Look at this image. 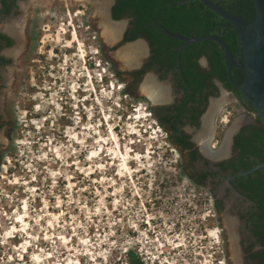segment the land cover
Returning <instances> with one entry per match:
<instances>
[{
  "label": "rangeland",
  "instance_id": "1",
  "mask_svg": "<svg viewBox=\"0 0 264 264\" xmlns=\"http://www.w3.org/2000/svg\"><path fill=\"white\" fill-rule=\"evenodd\" d=\"M71 14L74 21L59 23L54 33L43 30L45 36L39 49L48 57L30 63L16 92L8 84L0 95L9 101V124L4 129L11 146V151L3 154L2 164L17 170V192L21 193L28 187L26 182L33 180V188L28 189L39 199L33 212L46 220V230L54 225L61 239L67 245L71 242L69 264H127L125 250L130 247L144 253L147 262V215H151L149 206L155 201H161V208L153 209L151 216L163 222L166 236L160 240L168 242L164 250L179 242L198 248L197 223L216 218L212 216L213 196L207 189L195 187L185 174L182 156L167 141L166 131L159 127V138H155L147 128L142 129L143 120L138 122L129 114L134 105H141L143 111L149 108L142 90L145 77L138 90L127 92L129 96L125 98L119 94L121 80L112 77L111 83L112 79L106 77L103 84L98 82V70L91 68L94 63L86 70L82 58L83 53L92 56L91 62L100 58L111 72L119 69L120 76L126 77L129 69L122 56L138 41L120 43L108 55L98 33L87 26L92 25L90 19L82 18L76 10ZM63 15L64 21L68 19L67 14ZM121 21L126 27V20ZM57 38L75 47L68 52L59 45L62 54L51 53L49 49L61 42ZM96 51L101 53L95 55ZM50 56H61L60 65L52 66L55 62ZM145 57L144 53L139 57L137 66ZM88 71L92 78L87 77ZM233 108L230 110L235 116H248L239 105ZM225 113L229 115L226 107L222 116ZM213 223L214 233L209 238L212 245H218L216 219ZM174 227L180 229L175 231Z\"/></svg>",
  "mask_w": 264,
  "mask_h": 264
},
{
  "label": "flooded vegetation",
  "instance_id": "2",
  "mask_svg": "<svg viewBox=\"0 0 264 264\" xmlns=\"http://www.w3.org/2000/svg\"><path fill=\"white\" fill-rule=\"evenodd\" d=\"M114 4L115 0L112 2L111 10ZM75 10L82 14V18L90 19L92 25L86 21L85 23L98 33L100 44L108 50V55L115 51L120 43H125L127 30L133 32L134 27L129 17L118 19L126 20V27H123V33V29L121 31L122 37L120 34L119 40L109 46L103 40L100 17L95 15L96 9L92 4L76 0H0V95L8 84L12 85L11 90L16 92L21 86L22 76H26L24 70L30 63L48 57L39 49V42H43L45 36L43 30L54 33L61 23L66 25L74 21L71 11ZM63 14H67L68 19L65 21ZM73 14L77 16L76 13ZM60 28L65 32L63 26ZM66 39L68 42L71 41L69 38ZM57 41L60 42V38H57ZM135 41H142L147 45V50L144 45L143 53L146 57L143 63L140 66L136 63L135 66L128 67L126 77L115 74L119 69H112V73L119 81L121 80L118 84H122L128 92L137 91L142 79L144 77L147 79L148 76H151L157 85L168 86L167 100L153 103L147 95L144 96L148 101L147 108L149 107L150 112L161 118V124L157 123L166 131V136L170 137L175 148L180 152L182 162L185 164V174L195 187L205 188L213 196L212 216L216 217L212 218V222L197 223L195 230L200 237L197 241L199 249L196 247V249L190 247L174 249L175 245L182 243L169 244L170 247L163 250L160 263L147 261V264H168L169 259L175 260V264H264L263 209L260 207V202L250 196L252 192L249 190L258 183L261 172L257 169L252 173L239 175L258 164L254 152L259 150L254 143L253 145L251 143L254 125L258 122V113L252 110L253 107L243 94V97H239L237 87L229 80L228 75L226 79L214 73L207 54L198 57L189 56L184 60L187 61L184 66L181 56L180 70L177 56L176 65L170 64L172 60L167 54L161 55L160 59H154V51L146 38L139 37L128 42ZM67 44L61 41L49 51L51 50V53L56 51L57 55L62 54L59 48V45H62L65 51L71 52V48L75 46L69 47ZM48 45L50 43L46 46ZM115 57L112 58L115 60ZM50 58L55 63L50 62L48 65L52 64L56 67L60 65L61 56H50ZM189 67H192L191 70H187ZM244 78L245 75L242 81ZM233 79L239 82L234 77ZM220 99H224L225 102L219 110L214 111L213 106ZM246 102L249 106L245 104ZM237 105L245 110L248 116H235L230 109L234 106L235 110ZM8 106L7 96H0L2 110L0 131L9 124ZM224 107L229 112V115L224 114L225 117L222 116ZM236 120L238 122L234 125ZM227 135L229 137L226 141V152L218 156V153L223 151ZM208 138L210 145H206ZM8 142V131L5 128L3 134H0V264H69L67 259L70 255L71 242L67 245L57 234L59 230L54 225L52 229L46 230V220L39 218V215L33 212L34 207L39 204L38 197L34 198V194L28 189V187L33 188L30 184L33 180L29 179L26 182L28 187L22 188L21 193L17 192L18 187L15 186L17 181H14L17 170L2 164L5 160L3 154L11 151ZM245 144H248L252 150H244ZM13 185L15 187H10ZM6 187H9V190ZM158 207L161 208V201H155L149 206L151 215L153 209L157 210ZM153 218L156 216L154 215ZM215 219L219 227L218 245L214 243L212 245L209 238L214 233L211 227ZM162 223L152 219L148 228V250L151 253L156 248L155 237L166 236ZM173 229L176 231L180 227ZM67 233L65 232L64 235L66 236Z\"/></svg>",
  "mask_w": 264,
  "mask_h": 264
},
{
  "label": "trees",
  "instance_id": "3",
  "mask_svg": "<svg viewBox=\"0 0 264 264\" xmlns=\"http://www.w3.org/2000/svg\"><path fill=\"white\" fill-rule=\"evenodd\" d=\"M182 1L184 0H115L111 15L115 20L126 17L130 18V22L134 27L133 32L130 33V30H127L124 41H133L139 37L146 38L154 51V59H160L161 55L167 54L169 59L172 60L170 64L176 65L178 47L184 44V41L178 37L166 34L165 30H169L187 37L207 34L220 35L237 55L241 63H243L239 34L234 24L207 7L200 0H191L187 3H182ZM215 1L220 2L226 9L241 16L248 22L254 18L255 4L253 0ZM128 34L131 35L129 36ZM202 54L208 55L214 73L222 75V77L227 79V58L224 50L215 41H203L187 47L182 52V65L187 64V61L184 60L188 59L189 56L198 57ZM191 68L189 67L187 70H191ZM121 73L122 71L115 72L116 75ZM232 74L237 81L241 82L245 71L239 69V67H234ZM231 87L233 86L231 85ZM236 90L238 91L239 97H243L241 91L237 88ZM126 91L127 89L123 90V92ZM132 92L129 91V94H132ZM245 104L249 106V103L246 102ZM252 110L254 109L252 108ZM154 117L161 124V118L157 115H154ZM166 139L174 145L169 136ZM251 143L252 145L254 143L256 149L259 150L254 152V156L258 158V163L263 162L264 119L260 116H258L257 124L254 125ZM243 149L247 151L252 150L248 144H245ZM247 167L249 168L251 166ZM259 170L261 172V178L253 186V189L249 188V190L252 192L250 196L260 202V207L263 209L262 214H264V168ZM127 256L129 262L132 264H144L135 248H130Z\"/></svg>",
  "mask_w": 264,
  "mask_h": 264
},
{
  "label": "water",
  "instance_id": "4",
  "mask_svg": "<svg viewBox=\"0 0 264 264\" xmlns=\"http://www.w3.org/2000/svg\"><path fill=\"white\" fill-rule=\"evenodd\" d=\"M189 1L191 0H184L182 3H187ZM200 1L234 24L239 34V41L243 54V64L220 35L207 34L187 37L180 35L179 33L165 30L166 34L178 37L184 41V44L178 47L177 65L179 69L181 70L182 52L188 46L208 40L217 42L224 50L227 58L226 69L229 80L241 91L258 115L264 119V0H253L255 4V15L250 22L226 9L218 1ZM112 2L108 5L109 18L113 21H121L115 20L111 16ZM234 66L245 71V78L241 83L236 82L232 77V68ZM260 168H264V161L239 175L249 174Z\"/></svg>",
  "mask_w": 264,
  "mask_h": 264
},
{
  "label": "bare ground",
  "instance_id": "5",
  "mask_svg": "<svg viewBox=\"0 0 264 264\" xmlns=\"http://www.w3.org/2000/svg\"><path fill=\"white\" fill-rule=\"evenodd\" d=\"M76 1L86 2L94 5L96 9L95 15L99 16L101 19L100 21L102 28L101 35L104 38L103 40L105 41V43H107L110 46L115 44L120 38L121 31L124 27V22L123 23L122 21L113 22V20L109 18L108 5L110 4V0H76ZM144 45L145 44L142 42H136L126 48L122 56L124 58L123 64L126 67L135 66L136 63L139 62L138 58L143 53V50L145 48ZM142 90L153 101V103L162 102L163 100L165 99L167 100L169 98L168 86L162 84L157 85L151 76H148L146 81L142 84ZM224 102H225L224 99H220L217 103H215L213 106L214 111L219 110L223 106ZM237 122L238 120L234 122L235 123L234 125H236ZM228 137L229 135H227L226 140L224 141L225 143L223 145V151L219 152L218 156L225 154L226 152L225 150L227 149L226 141H228ZM206 145H210V138L206 140ZM231 236L233 240L232 231H231Z\"/></svg>",
  "mask_w": 264,
  "mask_h": 264
},
{
  "label": "built area",
  "instance_id": "6",
  "mask_svg": "<svg viewBox=\"0 0 264 264\" xmlns=\"http://www.w3.org/2000/svg\"><path fill=\"white\" fill-rule=\"evenodd\" d=\"M82 52V51H80ZM94 57V56H93ZM84 62H85V66L87 65H91V63H94V65L91 67L94 70H98V74L95 73V78L98 82L100 83H104V80L106 77H110L112 79V77L114 78V75L113 73L109 70V67L108 65H102V63L100 62V58H98L97 60L95 61H92L90 60V58H92V56H89L87 55V53H83V56H82ZM87 58V59H86ZM87 60H89V63L87 62ZM87 63V64H86ZM108 64V63H107ZM86 70H88V66L86 68ZM88 78H92V77H89V76H92L91 73L88 71V73L86 74ZM114 79H112L111 83L113 82ZM92 83V81H91ZM111 85V84H110ZM120 86H122V84H118V89H120ZM73 88V87H71ZM113 88H115V85H113ZM123 96L126 98L129 96L128 93H124ZM120 100H122V97L120 98ZM134 109L129 113L133 116L132 119L136 120V121H141L143 120V122L141 123V127L142 129H146L149 130L151 132V134L155 135V138H159V136L157 135V131H159V127L158 125L156 124H153L150 120L147 122V113L145 111H143L141 108V105H134L133 107ZM145 127V128H144ZM142 129H139V131L141 132ZM150 215H147V224L148 226L150 227L151 226V221H152V218L153 217H149ZM216 233V232H215ZM218 234L216 233L215 234V238H216V242L219 243V239H218ZM155 238H157L154 242L156 243V248L154 250L153 253H151L148 249H147V261H150V262H159L160 263V260L162 258V254H163V250L164 248L166 247V245H168V242L166 241H161L160 238H158V236H156ZM217 243V244H218ZM180 247H184V248H187L188 246L187 245H175L174 249H177V248H180ZM130 248H135V250L140 254V257L142 258L144 264H147V262L145 261V257H144V253H141V251H139V249L137 247H130ZM130 248H128L127 250H125L126 253H128V251L130 250ZM165 259V258H164ZM173 260H168L167 263L168 264H173L172 263ZM99 262H102V261H99ZM163 262V261H162ZM127 264L130 263L129 261L126 262ZM159 263H156V264H159ZM97 264H102V263H98ZM162 264H165V263H162Z\"/></svg>",
  "mask_w": 264,
  "mask_h": 264
},
{
  "label": "clouds",
  "instance_id": "7",
  "mask_svg": "<svg viewBox=\"0 0 264 264\" xmlns=\"http://www.w3.org/2000/svg\"><path fill=\"white\" fill-rule=\"evenodd\" d=\"M72 38L74 39V37L72 36ZM75 38H76V36H75ZM72 39V40H73ZM76 43H78V42H76ZM96 53L98 54V52L96 51L95 52V55H96ZM120 91H119V94H121L122 96H123V94L124 93H126V92H123V90H124V86H120V89H119ZM123 99V98H122ZM147 108V107H146ZM145 111V110H144ZM146 113H147V122L150 120L153 124H156V125H158V123H157V119L154 117V115H153V112H150V110H148L147 109V111H146ZM159 126V125H158Z\"/></svg>",
  "mask_w": 264,
  "mask_h": 264
}]
</instances>
